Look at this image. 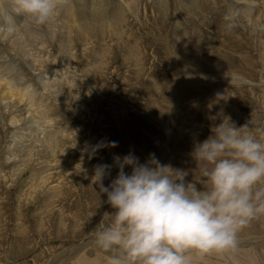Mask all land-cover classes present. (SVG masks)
I'll list each match as a JSON object with an SVG mask.
<instances>
[{
  "label": "rangeland",
  "instance_id": "1",
  "mask_svg": "<svg viewBox=\"0 0 264 264\" xmlns=\"http://www.w3.org/2000/svg\"><path fill=\"white\" fill-rule=\"evenodd\" d=\"M75 1L72 5L81 7ZM119 1L127 17L120 35H113L107 27L96 40L88 33L76 39L74 32L67 30V38L71 37L62 42L63 52L68 49L74 55L76 68H67L62 62L57 49L61 42L54 38L52 54L57 62L53 69L45 70H68L67 76L79 87L73 88V95L67 92L50 98L56 99L54 112L51 110L52 116H58L55 130L66 131L52 130L57 135L54 138L58 137L57 152H51L53 142L49 143L45 131L35 124L38 115L34 107L26 111L27 101L36 103L42 93L36 86V73L26 66L31 58L24 60L14 57V51H0L1 62L10 57L22 74H31L29 83L26 73L18 82L11 74L9 87L17 89L21 101L15 93L11 97L9 87L0 86L1 94L5 89L9 93L0 97L10 96L3 102L7 106L0 102V116H5L0 117V264H109V254L94 241L96 230L113 211L107 203L100 204L99 189L90 181L95 165H112L114 156L129 153L144 163L154 153L162 164L187 170L186 181L206 182L201 175L204 165L193 156L194 145L205 140L224 117H230L237 127L248 124L254 135L264 137V0H105L100 7L110 9ZM97 64L101 72L91 76ZM13 113L18 114L19 122L9 121ZM112 141L117 142L116 147H103L90 156L98 142ZM53 156L59 161L54 162ZM81 165L89 180L83 178ZM117 171L111 169L105 186ZM18 174L11 180V175ZM106 199L100 196L101 201ZM248 226L252 229L245 227L240 232L236 251L254 248V257L264 264V217ZM214 253L207 254L202 263L212 264ZM194 259L198 264L202 261Z\"/></svg>",
  "mask_w": 264,
  "mask_h": 264
},
{
  "label": "clouds",
  "instance_id": "2",
  "mask_svg": "<svg viewBox=\"0 0 264 264\" xmlns=\"http://www.w3.org/2000/svg\"><path fill=\"white\" fill-rule=\"evenodd\" d=\"M69 3L14 0L17 13L40 25ZM210 131L193 149L206 182L186 181L187 170L162 164L154 153L144 163L129 153L114 156L112 165L94 166L90 181L99 189V202L113 210L94 234L109 264H198L194 257L235 252L240 232L264 217V137L227 116ZM116 146L115 141L98 142L90 156ZM113 167L117 174L105 186ZM80 171L88 178L86 169Z\"/></svg>",
  "mask_w": 264,
  "mask_h": 264
},
{
  "label": "bare ground",
  "instance_id": "3",
  "mask_svg": "<svg viewBox=\"0 0 264 264\" xmlns=\"http://www.w3.org/2000/svg\"><path fill=\"white\" fill-rule=\"evenodd\" d=\"M74 1L75 0H70V3L68 5H66L65 7H63L59 14L57 16H55L52 20H50L48 23L44 24V25H40L36 22H34L31 18L23 15V14H19L15 11V5H14V0H0V28L2 27V29L0 30V43L3 44L4 42V45L0 46L1 50L0 51H3L4 52H10V51H14L13 54H15L14 57H19L21 59H24L26 60L27 59V56H29L31 58V61L28 62L26 61V66H29V69L31 70V72H35L36 73V80H39L40 82H42L41 84H39L37 81L36 83V86L39 85L38 89L40 91H42V93L40 92V99L39 101H37L36 103H30L29 101L27 100H24V101H27L29 107H28V110H26L27 112L29 110H31L32 107L34 112L38 115V119H35L34 122L37 126H40V128L42 129V131H45L43 133V135L47 136L46 140L48 141L49 139V143L53 142L52 143V151L51 152H57L58 151V142L56 141L58 139V137L55 139L54 138V135L55 134H52V130H55V125H56V118L58 117H54L51 115V110H53L54 112V103L53 101H55L56 99H50V98H54V95L58 94L60 96L63 97L64 93H67V92H70V93H67V95H70L72 93H75V91L73 90V88H77L78 85H77V81L73 82L70 77L67 76L66 71H61V72H55V70H52L54 67L53 64H55L57 61H56V57L53 56L52 54V48L54 45V38L56 37V41L57 43L58 42H61L60 44L58 43V46H57V49L58 51H60L61 53L59 54L60 56H62V62L65 63L66 67L67 68H76V60L74 55L72 53H69V50L67 48V51L68 53H65L63 52V50L65 49V47L63 46L62 42H65V41H68L67 39H69L71 36H69V38H67V30H70L74 32V36L76 39L79 37V35L81 36V34H86L88 33L91 37H93V39L95 38V40L97 38H99V36L101 35V37H103L102 35V31L109 27V31L110 33H112L113 35H120L121 34V27H122V24H124L125 20L127 19L126 17V11L124 12L123 10V5H122V9L120 8V1H119V5L118 3H115L112 5V7L110 9L108 8H105V7H100L101 5H103L105 3V0H76L77 3H80L81 7H77V6H73L72 4H74ZM76 1H75V4H76ZM122 3V2H121ZM92 4V5H91ZM126 4V3H125ZM89 5H91V10L88 9L89 8ZM250 9V8H249ZM88 10H90V13L88 15ZM248 10V9H247ZM251 11V9L249 10ZM159 12V11H158ZM250 14V13H249ZM158 22V21H157ZM259 22V21H258ZM257 24V23H256ZM178 26V25H177ZM261 26V25H260ZM90 27V28H89ZM96 28L98 31H95L93 28ZM176 27V26H175ZM6 28V29H5ZM174 28V27H173ZM178 30V28H176ZM126 30V29H125ZM67 32V33H66ZM182 32V31H181ZM107 33H109L107 31ZM262 33V32H260ZM65 34H66V37H65ZM70 34V33H69ZM82 34V35H83ZM71 35H73L71 33ZM110 36V35H109ZM112 36V35H111ZM90 37V38H91ZM115 37V36H114ZM82 38V37H81ZM117 38V36H116ZM176 38V37H175ZM59 39V41H58ZM80 39V38H79ZM84 39V38H83ZM72 39H70L69 41L71 42ZM120 40V39H119ZM176 40V39H175ZM81 41V40H80ZM86 40H84V43H85ZM92 41V40H91ZM116 42V41H115ZM182 42V41H180ZM264 42V41H262ZM69 43V42H68ZM72 43V42H71ZM77 43V42H76ZM80 43V42H79ZM0 44V45H1ZM67 44V43H66ZM73 44V43H72ZM258 45V43H257ZM122 46V45H121ZM120 46V48H121ZM131 46V45H130ZM134 46V45H133ZM171 47V46H170ZM73 48V47H72ZM3 49V50H2ZM124 49V48H123ZM122 49V50H123ZM71 50H74L71 49ZM128 50V49H127ZM131 50V49H129ZM128 50V51H129ZM170 50V49H169ZM35 53H34V52ZM66 51V52H67ZM45 53L44 55H42V53ZM122 52V51H121ZM132 54V53H131ZM173 54V53H172ZM10 55V54H9ZM12 55V54H11ZM124 55V54H123ZM1 56V55H0ZM13 56V55H12ZM53 56V57H52ZM173 56V55H172ZM7 57V56H6ZM124 57V56H123ZM140 57V56H139ZM13 58V57H12ZM18 58V59H19ZM29 59V58H28ZM5 60L9 61V63H6ZM5 60H3L2 62L0 61V86H6V87H9L11 85V81H10V77H11V74L13 72V74L15 75L13 80L15 82H18V81H23L24 80V74L26 73V82L29 83L31 80L29 79V77L31 76V74H29L28 72H25V73H21V70L19 68H16L14 67V65L11 63V58H5ZM23 60V62H25ZM103 60V59H102ZM190 60V59H189ZM56 61V62H55ZM59 61V60H58ZM5 62V63H4ZM14 62V61H13ZM22 62V63H23ZM60 62V61H59ZM78 62V61H77ZM94 62L96 63L97 61L94 60ZM93 62V63H94ZM101 62V61H100ZM107 62V61H106ZM63 63V64H64ZM15 64V62H14ZM19 64V63H18ZM25 64V63H24ZM70 65V66H69ZM93 65V64H92ZM125 65V64H124ZM48 66V67H47ZM94 66V65H93ZM91 66V69L92 67ZM53 67V68H52ZM102 67V66H101ZM44 68V70L46 68H52L50 71H46L44 74L41 72V70ZM64 68V67H63ZM95 68V67H94ZM263 68V67H262ZM66 69V68H65ZM86 69H84L83 71L86 73L85 71ZM57 71V70H56ZM82 71V70H81ZM30 72V73H31ZM70 72V71H69ZM99 72H101V69L99 68L98 64L95 68V70L93 71L92 70V75L91 76H95L99 74ZM175 72V71H174ZM42 73V74H41ZM263 73V72H262ZM71 74V73H70ZM261 74V73H260ZM39 75V76H37ZM87 76V75H86ZM93 79V78H92ZM35 80V81H36ZM90 80V79H89ZM182 80V79H181ZM188 80V79H187ZM35 81H34V84H35ZM80 81V80H79ZM91 81V80H90ZM104 82V81H103ZM202 82V81H201ZM80 84V82H78ZM95 83V82H94ZM75 84V85H73ZM28 85H31L32 84H28ZM34 86V87H36ZM95 86V85H94ZM12 87V85H11ZM11 87H9L8 90L11 89ZM33 87V86H32ZM37 88V87H36ZM79 88V87H78ZM1 90V89H0ZM7 90V89H5ZM3 94H0L3 96L5 93L6 94H9L7 92H5ZM7 90V91H8ZM35 90V89H34ZM78 91V89H76ZM82 91V89H80ZM154 90V89H153ZM80 91V92H81ZM106 91V90H105ZM11 92V97L14 95H17V97L19 98V100L21 101L22 99V96L18 93L17 89H16V92L14 91V89H11L10 90ZM72 92V93H71ZM38 93V91H37ZM36 93V94H37ZM52 95V96H51ZM73 95V94H72ZM71 95V96H72ZM102 95V94H101ZM0 97V102H4V103H7V98L8 97L7 95H5V97ZM262 96V95H261ZM10 97V96H9ZM8 97V98H9ZM67 98V96H65ZM16 100V99H13V101ZM59 100V99H58ZM57 100V101H58ZM70 100V98H69ZM10 101V100H9ZM19 101V102H20ZM60 101V100H59ZM58 101V102H59ZM68 101V100H67ZM72 101V100H71ZM264 101V100H263ZM57 102V103H58ZM3 103V106H7L6 104ZM16 103V102H14ZM13 103V105H15ZM72 103V102H71ZM21 104V103H20ZM63 104V103H62ZM65 104V103H64ZM18 105V104H16ZM61 105V104H60ZM67 105V103H66ZM1 106V105H0ZM8 106H12L11 104L9 105L8 103ZM14 108V107H13ZM64 108V107H63ZM3 109V107H2ZM5 109V108H4ZM58 109V108H56ZM32 110V111H33ZM3 111V110H2ZM9 111V110H8ZM11 108H10V112H11ZM71 111V110H70ZM5 112V111H4ZM2 112V113H4ZM7 112V111H6ZM15 112V111H14ZM18 112V111H17ZM58 112V111H57ZM73 112V111H72ZM21 113V112H20ZM5 114H8L9 113H5ZM32 114V113H31ZM72 114V113H71ZM20 115V114H19ZM26 115V114H25ZM3 116V115H1ZM0 116V117H1ZM12 116V114H11ZM21 116H24V114H22ZM33 116H35L33 114ZM76 116V115H75ZM5 117V116H3ZM2 118V117H1ZM37 118V116H36ZM4 119V118H3ZM2 119V120H3ZM30 119H33L30 118ZM20 121V118L17 115H14L13 113V116L9 119V121L11 123H17ZM7 122V121H6ZM9 122V123H10ZM25 122V121H24ZM29 122V121H28ZM27 123V122H26ZM33 123V122H32ZM31 124V123H30ZM264 124V123H263ZM19 125V124H17ZM20 125H22L20 123ZM19 125V127H20ZM24 125V124H23ZM11 126H14V125H11ZM16 126V125H15ZM26 126V125H25ZM31 126V125H30ZM33 126V125H32ZM57 126V125H56ZM263 126V125H262ZM24 127V126H23ZM68 127V126H67ZM66 127V128H67ZM17 128V126H16ZM21 128V127H20ZM25 128V127H24ZM23 128V129H24ZM34 128V126H33ZM39 128V127H38ZM65 128V129H66ZM69 128V127H68ZM261 128V127H260ZM264 128V127H263ZM22 129V130H23ZM27 129L28 126H27ZM61 129V128H60ZM70 129V128H69ZM19 130V129H18ZM21 130V131H22ZM30 130V129H29ZM58 130V128H57ZM64 130V129H61L59 131H56L55 132H60ZM67 130V129H66ZM24 133H25V130H23ZM32 131V129L30 130ZM29 131V132H30ZM40 131V130H39ZM65 131V130H64ZM263 131V130H261ZM28 132V131H27ZM26 132V133H27ZM40 132V133H41ZM54 132V133H55ZM63 132V131H62ZM66 132V131H65ZM18 133V131H17ZM23 133V134H24ZM32 133V132H31ZM37 133V132H36ZM64 133V132H63ZM61 133V134H63ZM52 134V135H51ZM72 134V133H71ZM28 135V134H27ZM58 135L60 136V134L58 133ZM23 136V135H21ZM57 135H55L56 137ZM66 136V135H65ZM14 137V136H13ZM25 137H26V134H25ZM24 137V138H25ZM64 139V135L62 136ZM61 137V138H62ZM12 138V137H11ZM17 140V138H16ZM29 140V139H28ZM31 140V139H30ZM42 140H44V137L42 138ZM41 140V141H42ZM13 141V139H12ZM19 141H21L19 139ZM24 141V140H23ZM40 141V142H41ZM17 142V141H16ZM60 142V141H59ZM12 143V142H11ZM18 143V142H17ZM43 143V141H42ZM45 143V141H44ZM64 143V142H63ZM47 144V142L45 143V145ZM44 145V146H45ZM61 145V144H60ZM9 146V145H8ZM41 146V145H40ZM48 147V145H46ZM51 146V144L49 145ZM42 147V146H41ZM13 148H16L15 146H13ZM37 148V147H36ZM45 150H48V148L46 149V147H44ZM60 150V148H59ZM14 151V150H13ZM16 151V150H15ZM62 153L64 150H61ZM7 154L9 155L8 151H6ZM12 152V151H11ZM44 152V149L42 151V153ZM48 152V151H47ZM89 152V151H88ZM14 153V152H13ZM33 153V152H32ZM46 153V152H45ZM18 154H21V153H18ZM35 154V153H34ZM44 154V153H43ZM57 154V153H56ZM55 154V155H56ZM13 155V154H12ZM12 155H9V157H12ZM38 155V153H37ZM54 155V156H55ZM64 155V154H63ZM19 156V155H18ZM30 156V155H29ZM44 156V155H42ZM54 156L52 158H54ZM20 157V156H19ZM18 157V158H19ZM24 157H26L24 155ZM33 157V156H32ZM31 157V158H32ZM35 158V157H34ZM42 158V157H40ZM39 158V159H40ZM45 158H47L45 156ZM44 158V160H46ZM50 158V157H49ZM48 158V159H49ZM65 158V157H64ZM26 159V158H25ZM30 159V158H29ZM51 159V158H50ZM55 160H53L54 162L55 161H59L58 159L56 160V157L54 158ZM9 160V158H8ZM17 159H15V162L14 163H17L16 162ZM33 160V159H32ZM41 161V159H40ZM42 161H43V158H42ZM47 161V160H46ZM50 161V160H49ZM25 162H28V164H30L29 160L27 159V161ZM24 162V163H25ZM45 163V161H43ZM43 162H40L39 164L43 163ZM48 162V161H47ZM46 162V164H47ZM54 165H56L57 163H54ZM23 163V162H22ZM37 163V161H36ZM27 164V163H26ZM49 164V163H48ZM38 165V164H37ZM42 165V164H41ZM45 164H43L44 166ZM80 165V164H79ZM86 165V164H84ZM22 166V165H21ZM25 167H27L26 165H23ZM30 166V165H29ZM46 166V165H45ZM50 166V165H49ZM51 166H52V163H51ZM83 166V165H81ZM47 167V166H46ZM80 167V166H78ZM84 167V166H83ZM39 168H41V166H39ZM44 168V167H43ZM49 168H52V167H49ZM54 168V167H53ZM24 169V168H22ZM21 169V170H22ZM47 169V168H45ZM20 170V169H19ZM40 170V169H39ZM38 170V173L40 174V171ZM50 170V169H49ZM49 170H44L43 172H47ZM52 170V169H51ZM21 173H23L21 171ZM42 173V171H41ZM41 175V174H40ZM39 175V176H40ZM82 175V174H81ZM18 175L12 177L11 175V180H15L17 178ZM43 176V174H42ZM41 177V176H40ZM15 178V179H14ZM42 178V177H41ZM83 178H85L83 176ZM43 179V178H42ZM87 179V178H86ZM88 180H89V177H88ZM80 181H83L82 179ZM84 181H86L84 179ZM12 182V181H11ZM63 186V185H62ZM67 188V186H66ZM59 190V189H58ZM43 191V190H42ZM30 197V196H29ZM31 198V197H30ZM28 199V198H27ZM97 201V200H96ZM110 207V206H109ZM76 216V215H75ZM263 218V217H261ZM59 223V222H58ZM250 228V226H247ZM251 227L252 224H251ZM252 229V228H250ZM249 230V229H248ZM253 231V230H252ZM249 233V232H248ZM22 235V234H21ZM20 236V235H19ZM17 236V237H19ZM254 237V236H253ZM26 238V237H25ZM22 239H24V237L22 236ZM250 239V238H249ZM252 239V237H251ZM250 239V240H251ZM247 242H251V241H247ZM254 244V243H253ZM242 245V244H241ZM240 246V245H238ZM249 247V246H248ZM239 248V247H238ZM251 250H249V248H244L243 250H240L239 252L236 251V252H227V253H219V254H216L214 253V256L215 257H212L211 259H213L214 261L211 263L212 264H218V262L224 260L225 262L221 263V264H229L230 262H232L233 264H259V260L256 259L254 253H255V250L254 248H250ZM250 251L252 252V254H250ZM63 254V253H62ZM213 255V254H211ZM209 255V256H211ZM72 256V255H71ZM225 256V257H224ZM255 256V257H254ZM258 256V255H257ZM66 257V256H65ZM195 258V257H194ZM237 258V259H236ZM219 259H222V260H219ZM260 259V258H259ZM197 260V259H196ZM199 260V259H198ZM204 260V258H203ZM202 261H199V264H204L202 263ZM219 260V261H217ZM240 260L243 262H240ZM95 262V261H94ZM93 262V263H94ZM198 262V261H197ZM57 263V262H56ZM88 263V262H87ZM55 264V263H54ZM90 264V263H88ZM220 264V263H219ZM263 264V263H262Z\"/></svg>",
  "mask_w": 264,
  "mask_h": 264
}]
</instances>
